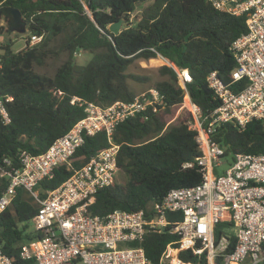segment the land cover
Returning a JSON list of instances; mask_svg holds the SVG:
<instances>
[{
  "label": "trees",
  "instance_id": "16d2710c",
  "mask_svg": "<svg viewBox=\"0 0 264 264\" xmlns=\"http://www.w3.org/2000/svg\"><path fill=\"white\" fill-rule=\"evenodd\" d=\"M1 7L20 13L27 39L24 48L13 51L11 44L0 46V95L12 97L7 103L10 122L0 120V167L3 162L18 166L21 151L37 155L44 152L84 117L83 102L108 106L116 101L128 102L136 94L127 80H139L128 75L135 59L161 56L166 64L159 70L165 79L155 87L165 97L166 108L159 113L139 114L118 125L113 142L120 146L118 169L126 178L124 186L114 184L100 190L89 207L91 215L105 216L113 210L137 211L151 203H159L177 188H189L199 183L201 175L196 159L201 156L195 132L186 124L187 118L168 125L174 111L184 102V91L176 84L174 70H188L191 81L185 88L189 98L204 114L212 112L219 100L208 87L207 77L216 72L222 84L234 91L245 81L232 84L235 61L231 43L245 33V18L215 10L208 0H0ZM148 5L138 22L127 26L115 36L109 25L119 19L128 20L138 4ZM30 36L41 40L29 46ZM85 52L90 59L83 66L75 64L74 54ZM60 60L52 76L39 74L47 60ZM61 92L59 96L57 93ZM148 115V118L145 117ZM213 140L227 153L264 154V124L250 122L244 131L232 123L217 126ZM108 146L104 133L86 137L74 162L79 167ZM184 164L192 167L184 168ZM70 172L55 171L51 180L40 182L41 197L58 187ZM7 178L0 177V196ZM27 196V197H26ZM37 211V204L24 190H17L10 206L0 215V248L14 264H34L19 257L20 247L38 239V233H25L26 224ZM179 221L181 215H167ZM215 229V238L222 233ZM176 235L150 233L142 247L147 257L156 263ZM184 262H195L188 251L181 252ZM177 264V263H176ZM264 264V263H262Z\"/></svg>",
  "mask_w": 264,
  "mask_h": 264
},
{
  "label": "built area",
  "instance_id": "2783aa9c",
  "mask_svg": "<svg viewBox=\"0 0 264 264\" xmlns=\"http://www.w3.org/2000/svg\"><path fill=\"white\" fill-rule=\"evenodd\" d=\"M208 1L217 11L245 18V33L230 45L235 61L232 84H245L234 91L222 84L216 72H211L207 83L219 105L204 114L186 92L185 85L191 81L188 70H174L178 86L184 91V102L178 111L186 114V124L195 132L201 152L196 159L199 183L172 189L159 203L153 202L146 209H116L105 216L91 215L89 207L96 194L115 184L119 170L120 146L112 139L116 127L139 114L162 112L167 103L156 88H149L131 101H116L108 106L73 97L70 104L84 108L82 119L44 152L33 155L21 151L17 167H11L8 158L3 162L9 171L0 167V177L7 178L0 196V215L20 189L37 204L31 222L40 237L20 247L21 260L34 264L264 263V154L227 153L213 140L215 128L221 124L232 123L239 131L253 121L264 124V0ZM40 40L30 36L29 46ZM11 101L12 97L0 95V120L5 125L10 122L7 103ZM101 132L108 146L74 167V162L83 159L76 153L85 138ZM223 165L228 168L220 172ZM59 168L70 172L69 176L41 197L40 182L51 180ZM177 213L181 215L179 221L167 218ZM219 225L223 226L222 233L216 239ZM165 231L177 238L165 245L154 263L142 242L150 233ZM184 251L190 252L195 262L182 261L179 254ZM0 264H14L1 248Z\"/></svg>",
  "mask_w": 264,
  "mask_h": 264
},
{
  "label": "rangeland",
  "instance_id": "374dc122",
  "mask_svg": "<svg viewBox=\"0 0 264 264\" xmlns=\"http://www.w3.org/2000/svg\"><path fill=\"white\" fill-rule=\"evenodd\" d=\"M148 5L138 4L136 6L135 11L129 16L128 20H124L121 26V30L127 26L135 25L139 18L142 10ZM3 25L2 38L11 44V49L15 52L20 51L24 48V41L27 39V33L24 27V24L20 21L16 24L12 17L5 12L0 11V25ZM3 42H0L2 44ZM2 46V45H0ZM75 64L78 66L85 65L90 59V55L85 52H77L74 54ZM60 60H52L49 59L45 63V65L41 68L36 67L35 71L39 74H44L48 76H52L59 64ZM163 64H166V61L161 57L157 56L154 58L148 59H135L131 65L128 67L126 73L128 75L139 77V80L128 79L127 83L130 89L136 94L139 95L149 88H154L155 83L164 80L165 78L160 76V68ZM176 84L178 85V80H176ZM186 118V114L183 111H178V108L174 111L172 118L169 120L168 125L176 124L178 121ZM229 159V158H228ZM228 168L227 165H223L219 171L223 172ZM126 183V178L121 170H118L115 184L124 186ZM27 197V196H26ZM34 225L31 221L26 224V234L33 233ZM180 264V263H177Z\"/></svg>",
  "mask_w": 264,
  "mask_h": 264
},
{
  "label": "water",
  "instance_id": "95a60500",
  "mask_svg": "<svg viewBox=\"0 0 264 264\" xmlns=\"http://www.w3.org/2000/svg\"><path fill=\"white\" fill-rule=\"evenodd\" d=\"M0 11L5 12L6 14L10 15L16 24H18L21 21L20 13L16 9H13L10 7H1ZM123 21H124L123 19H119L118 21L112 23L111 25H109L108 31L111 34L117 36L121 32V26H122Z\"/></svg>",
  "mask_w": 264,
  "mask_h": 264
},
{
  "label": "crops",
  "instance_id": "0c3cea01",
  "mask_svg": "<svg viewBox=\"0 0 264 264\" xmlns=\"http://www.w3.org/2000/svg\"><path fill=\"white\" fill-rule=\"evenodd\" d=\"M0 9H1V7H0ZM3 28H4V26L1 24L0 25V42H3L2 44H0V45H5V44H8L9 42H7V41H5L1 36H2V32H3Z\"/></svg>",
  "mask_w": 264,
  "mask_h": 264
}]
</instances>
